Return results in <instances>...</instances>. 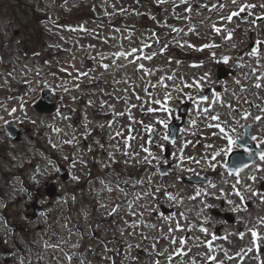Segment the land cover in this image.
<instances>
[{
  "label": "rangeland",
  "instance_id": "374dc122",
  "mask_svg": "<svg viewBox=\"0 0 264 264\" xmlns=\"http://www.w3.org/2000/svg\"><path fill=\"white\" fill-rule=\"evenodd\" d=\"M16 1L20 7L12 9L10 0H0V94L11 85L18 84L12 91L23 95L11 102L0 103V117H3L0 119V144L7 146L6 150L0 152L4 170L26 171L33 182L43 183L46 177L56 172L57 165L56 160L39 148L40 143L57 150L54 151L55 154L65 161L70 155L69 149H74L73 154L79 160L97 161L103 165L104 151L99 152L96 159L90 158L93 156L90 151L100 146L99 149L105 147L108 154L114 155L113 161L118 162L115 168L123 170L124 173L138 166H150L137 178V181L143 180L142 184H137V194L148 189L144 183L151 177L150 191L154 195H149L145 209L141 206L145 220L149 217L145 225L155 227L144 226L143 242L138 245L137 250H127L128 257H121L119 253L112 254L107 248L96 249L97 252L90 249L84 252L87 264H113V261L115 264H154L156 260L160 264H168L169 255L173 256L171 264H261L260 259L264 257V202L247 190V186L251 185L253 189L264 193V180L253 182L247 179L248 175L253 174L255 165H250L249 169L240 174L241 184L238 188L243 192L244 200L237 197L232 188L235 174L230 175L224 169L227 155L217 158L215 170L218 175L215 188L195 187L182 182L176 176L206 175L212 169L207 166L204 157L227 146L219 130L208 126L209 123L216 122L198 116V108L194 103L187 126L181 131L178 140L172 143V155L176 159L173 169L176 174L162 175L157 168L165 160V146L171 142L162 139L168 128L165 129L156 121L167 118L169 123L177 114L178 107L190 95L197 93L195 87H184V83H194L204 78L199 93L206 92L209 100L201 101L200 107H208L213 92H219L220 101L224 105L231 104L238 111H231L217 103L213 106L214 112L209 115L220 113L221 126L227 121L238 132L242 129L236 125V120L241 124L251 123L252 135L264 138V113L255 107L259 105L264 108V47L257 43L264 41V18L258 19L256 27L250 24L252 18L261 17L264 13V8L259 7L264 4V0H237L235 5L231 0H190V13H185L187 5H181L179 0H166L163 4H158L156 0H139L138 3L137 0ZM220 3L226 4V7L220 9ZM244 3L255 4L257 7L241 12L240 18L233 17L231 22L221 19ZM212 5L217 7L213 8ZM121 7L126 9L123 14L119 11ZM75 12L77 16L72 15ZM43 14L47 15L46 19L39 20ZM189 15L190 20L184 18ZM213 25L221 31L217 33ZM173 27L182 31L179 34L172 32ZM229 31L233 35L231 39H226ZM177 40L182 41L184 46H177ZM23 42L27 48L24 54ZM166 43V50L161 52ZM145 44L150 47H144ZM204 45L215 47L206 48ZM254 47L258 50V57L248 55ZM132 49H137V52L127 58L115 57L116 64L120 67L111 66L114 53H130ZM101 53L106 57L103 63L110 65L107 71L98 66ZM153 53L155 55L151 60L145 58ZM17 54L20 62L16 60ZM225 56L229 57L228 64L232 61L239 63V74L234 79L219 80L217 67L224 61ZM10 60L18 65L14 67L15 71H11V67L5 68ZM140 64L144 66L142 69L139 68ZM93 69L95 71H90ZM253 69L256 71L253 72ZM83 72H88L89 76L86 78L80 75ZM173 75L174 80L167 79ZM237 80L240 81L239 84L235 82ZM256 83H261L260 89L254 87ZM75 84H79L78 89L69 88ZM43 87L50 88L61 99V107L49 117L41 116L30 100ZM241 87L245 89L243 93L240 91ZM177 88H183V91L178 93ZM165 92L177 97L170 103L164 102L174 110L167 115L159 111L147 112L149 107H161L155 105L153 100H162ZM245 98L251 102L252 107L243 102ZM12 108L17 111L9 115ZM244 110L251 112L247 121L242 118ZM70 111L77 114L69 117ZM256 115H261V122H254ZM7 118L20 122L26 128L21 143L10 141L7 133L3 131L2 124ZM71 118L75 123L84 124L86 130L94 131V137L90 136L89 140L79 138L74 148L63 143L79 132L74 130ZM192 120L196 121L195 125L191 124ZM150 124L154 125V132L147 131ZM57 128L60 132L54 131ZM150 138L152 143H149ZM91 143L95 146L91 147ZM156 143L163 147H155ZM54 144L57 147H53ZM206 145H213L214 148L208 149ZM145 148L153 157L159 159H152L148 164L138 162L148 156ZM181 155L183 161L180 159ZM5 156L7 158L4 160ZM196 160L200 163L197 164ZM6 161H9L7 165ZM255 162L264 169V162L259 158ZM74 168L76 176L79 173L83 180L78 165ZM255 174L264 176V170ZM126 175L128 174H124ZM15 177L12 178L13 183L9 188L0 172V186L9 200L19 197L20 193L16 189L21 191V179ZM94 182L96 181L91 183ZM94 186L98 188V185ZM157 187L166 188L179 202L169 201L164 191L155 193ZM99 189L103 191V187L99 186ZM198 189L201 190L199 195ZM125 192L131 193V189L126 188L119 193L123 196ZM25 197L29 201L31 193L26 191ZM163 205L170 209L165 212ZM12 208L15 216L20 209L17 206ZM227 212L234 214V221L226 218ZM167 216L172 219H165ZM177 222L180 224L179 229L176 228ZM169 227L173 229L171 234ZM203 228L207 232L202 231ZM67 230L60 224L55 231L54 236L59 243L66 240ZM252 231L257 233L256 237H253ZM241 233L244 234L243 238ZM25 235L26 233L11 230L9 225L0 222V243L1 238H5L11 244L10 250L19 264L21 257L23 264H38V260L45 264H69L61 247L52 249L54 253L48 254L45 251V242L48 240L43 236V231L32 233L35 246L39 248L28 246ZM15 237L19 242L16 245L13 243ZM173 240L176 243H172ZM181 240L184 243H180ZM73 245L76 244H66L67 253L74 254L75 257L71 264H81L79 255L82 250ZM181 250L186 254H181ZM136 253L138 257L133 260ZM0 255H5L3 249H0ZM208 256L214 257V260L207 259Z\"/></svg>",
  "mask_w": 264,
  "mask_h": 264
},
{
  "label": "snow or ice",
  "instance_id": "6c2138e0",
  "mask_svg": "<svg viewBox=\"0 0 264 264\" xmlns=\"http://www.w3.org/2000/svg\"><path fill=\"white\" fill-rule=\"evenodd\" d=\"M139 2V0H137V3ZM156 2L158 4H163L166 2V0H156ZM180 4L181 5H187V7L185 8V13H190L192 11V5L190 3V0H179ZM231 3L232 4H237V0H231ZM113 7H115L113 5ZM206 7V5H205ZM213 8H216L217 5H212ZM226 7V4L224 3H220L219 4V8L220 9H223ZM257 7V5L255 4H251V3H244V4H240L238 6V9L237 10H233L230 12L229 15H227L226 17L222 16L221 19L222 20H227L229 22H231L233 20V17H237V18H240V13L241 12H245L246 10H249V9H253ZM259 7L261 8H264V4L262 5H259ZM120 13L123 14V12L126 11V9H124L123 7H121V9H119ZM106 15L108 14L107 12L105 13ZM139 14V13H137ZM251 15V13H250ZM178 19L181 18V17H177ZM186 19H191L190 15L189 16H186L184 17ZM260 18H264V13L261 14V17H257V18H252L250 20V24L251 26L253 27H256L258 26L257 25V21L258 19ZM152 19H155V17H152ZM213 28L215 29V31L217 33H219L221 31L220 28H217L215 25H213ZM81 30H85V29H81ZM172 32H175L177 34H179L182 30L181 29H177L175 27H173L171 29ZM190 31H194V29H190ZM233 35V32L229 31L227 33V36L225 37L226 39H231ZM153 36H155V33L153 34ZM156 42H159L158 40ZM177 43V46H180V47H183L184 46V43L180 40H177L176 41ZM257 43L261 44L262 47H264V41H258ZM144 47H150V45H147L145 44ZM204 47H215V45H204ZM233 47H235V45H233ZM167 48V44L164 45V47L161 48V52L165 51ZM137 52V49H132L130 53L128 52H122V51H118L116 53L113 54V61H112V67H120L116 64V60H115V57H121V58H127L129 55H133ZM100 55V63H99V67L103 68L105 71H107L110 67V65L108 63H103V60L106 59V57L103 56V54H99ZM155 55V53H153L152 55L150 56H146L145 58L148 59V60H151L153 58V56ZM248 55L252 56V57H258L259 53H258V50L257 48H252L251 51L248 53ZM224 61L227 62L229 60V57L225 56L223 57ZM242 59V58H241ZM47 63V62H46ZM257 63H259V60H257ZM144 66L142 64L139 65V68H143ZM90 71H95V69L93 70H90ZM256 69H253V72H255ZM9 75H11V73H9ZM80 75L84 76V77H88L89 76V73L88 72H83V73H80ZM161 79H164V78H161ZM167 79L169 80H174L175 79V76H169L167 77ZM204 78H201L200 81H195L194 83H184V87H187V88H192V87H195L196 88V91L197 92H200L202 90V80ZM237 84L240 83L239 80L235 81ZM74 87H76L77 89L79 88V84H75ZM255 88L257 89H260L261 88V83H256L254 85ZM65 91H68L67 88L64 89ZM176 91L179 93V92H182L183 91V88H177ZM241 93H243L245 91V89L243 87H241L240 89ZM234 95V94H233ZM189 99H192L193 102L196 104L197 108H198V111H197V115L198 116H203L205 117L206 119H208L210 122H216L214 124L212 123H209V127H215L216 129L219 130V133L220 135L223 136L224 140L226 141L227 143V146L224 147V148H221L219 151H212L209 153L208 156L204 157L205 159V162L207 164V166L211 169H215L216 166H217V158L218 157H222L224 155H227L229 152L232 151V148L233 146H236L238 148H244L247 152H248V155L249 157H258L259 160L261 162H264V147H258L255 151H253L252 149H250L248 147V136H249V133L245 132V131H237V128L236 127H230L228 125V122L227 121H224L223 122V127L221 126V122L220 121V113H215L214 115H209L210 112H214V105L219 103L221 107H228L229 109H231V111H238L237 108H234L231 104H228V105H224L222 101H220V93L219 92H213L212 94V100L211 102L209 103L208 107H200V102L201 101H208L209 100V97L207 95H201L200 98H199V101L196 100L195 96H189L188 97ZM75 99V98H73ZM177 99V97H174L172 96V94L170 92H165L164 96H163V99H155L153 100V103L155 105H161V107L159 109L157 108H154V107H149L147 108V112L149 113H155L157 111L161 112V113H164L165 115H167L168 113H171L174 109L169 107V104L168 103H164V102H172L173 100ZM244 103H248L250 107H252L251 105V102L250 101H247V99L245 98ZM91 103V102H89ZM21 109H23V104H21ZM256 108L259 109V111L261 113H264V108H261L259 105H255ZM17 111L16 108H12L10 110V112L8 113L9 115H12L14 114L15 112ZM120 115H123V113H120ZM251 115V112L249 110H244L243 113H242V118L247 121L248 118L250 117ZM65 119H68V117H64ZM0 119H3V117H0ZM254 122H261L262 120V117L261 115H256L254 118ZM5 124L9 123L7 120L4 121ZM156 123H159L160 125H163V127L165 129L168 128V119L167 118H162V119H158L156 121ZM191 124L192 125H195L196 124V121L195 120H192L191 121ZM236 125H238L239 128L243 129L245 127H251V125H247V124H241L239 120H236ZM54 131L56 132H60V129H54ZM147 131L149 132H154L155 131V128H154V125L150 124L147 128ZM117 135H119V133H117ZM215 135V134H214ZM251 140L252 141H256L257 142V145L258 146H264V138H258L256 135H252L251 137ZM162 139L164 141H168L169 139H172V142L175 143V138H172L170 137V134L166 131L163 136H162ZM77 142V138L75 137V135H73V137L69 140H65L63 143H66V144H75ZM149 143H152V139L150 138L149 140ZM53 147H57L55 144L53 145ZM155 147L157 148H162L163 145L162 144H159V143H156L155 144ZM206 148L208 149H213L214 146L213 145H206ZM90 150V149H89ZM144 151L148 152V156H146L142 161H139L138 162H141V163H145V164H148V163H151L152 162V159H159L158 157H153L152 156V153L149 152L148 149H144ZM111 155V154H110ZM180 159L181 161H183V156L181 155L180 156ZM189 159H192L191 157H189ZM166 162V161H165ZM197 164L200 163L199 160H196L195 161ZM49 163H51V161H49ZM253 164L255 165V167L253 168V174H250L248 175L247 179L248 180H251L253 182L257 181L258 179L260 180H264V176H258L257 172L259 171H262L264 169L261 168V165L260 164H257L255 161H253ZM53 167L55 168V165H53ZM249 164L247 163H243L239 160V158H237V160L233 163V165L231 166V169L229 170V174H235V183L232 185V188L235 190L236 192V195L237 197H239L241 200H244L245 199V196L243 194V192L241 190H239L238 188V185L241 184V179H240V174L242 172H244L246 169H249ZM75 179V177H74ZM131 180V178H130ZM151 182V177H149V183ZM120 183H122V181H120L119 179L117 180V190H120V191H123V189H120L119 188V185ZM126 183V182H125ZM132 183V186L135 187L137 184H142L143 183V180H138V181H131ZM174 186V185H173ZM211 187L215 188V184H211ZM247 190L249 192H251L252 196H258L260 198V200L262 202H264V193H260L258 192L257 190L253 189L251 187V185H248L247 186ZM111 191V189H110ZM161 191H164L167 199L169 201H176V202H179L177 200V197H175L171 192H168L166 188H163V187H157L155 189V193H159ZM200 191L201 190H197V195L200 194ZM125 195H127L125 193ZM149 195H154L153 192H145V193H142V194H137L136 197L134 198V200L129 204V208L128 210L132 212V214H136L134 211H132V205L136 202V200H139L142 196H149ZM229 203L231 204L232 201H229ZM206 207H210L209 205H205ZM235 210V209H234ZM120 211V207L119 205L117 204L115 207H113L111 209V213L110 214H118ZM142 216V214H140ZM182 215V214H181ZM165 219L167 220H171L172 217L171 216H167L165 217ZM147 227H155L154 225H146ZM176 228L179 229L180 228V224L179 222L176 223ZM202 231L204 232H207V229L206 228H203ZM173 232V229L171 227H169V234H171ZM241 235V238H243V233L240 234ZM252 235L253 237H256L257 236V233L255 231H252ZM215 238V237H214ZM63 243H67V241H63L61 242V244ZM172 243H176L175 240L172 241ZM180 243H184L183 240L180 241ZM61 244H49L48 242H45V247H53V248H56V247H61ZM73 247H77L76 245H73ZM153 248H155V244H153ZM61 250L62 251H65V256L67 258V260L69 261V264H71V261L73 259V255H70L67 253V251L65 249H63L61 247ZM107 250V249H106ZM181 254H186L183 252V250H181ZM162 255V253H161ZM80 259H81V264H87V262L83 259V254H80ZM207 259H212L214 260V257L212 256H208ZM173 260V256L172 255H169L167 257V261L169 262V264H171V261ZM21 264H23V257H21ZM113 264H115V262L113 261ZM154 264H160V261L159 260H156L154 261ZM194 264V262H193Z\"/></svg>",
  "mask_w": 264,
  "mask_h": 264
},
{
  "label": "water",
  "instance_id": "95a60500",
  "mask_svg": "<svg viewBox=\"0 0 264 264\" xmlns=\"http://www.w3.org/2000/svg\"><path fill=\"white\" fill-rule=\"evenodd\" d=\"M219 71L220 73H222L221 69H219ZM35 107L40 111L52 112L55 110V107H56L55 101L52 98V95L48 90L44 91L42 97L35 102ZM186 107L187 106H184L183 108V112H182L183 118L186 114ZM176 131H177V126L173 125L172 134H171L172 138L176 136ZM250 161H251L250 158H245V160L242 162L249 163ZM185 180H188L190 182H199L201 181V178L193 176V177L185 178Z\"/></svg>",
  "mask_w": 264,
  "mask_h": 264
},
{
  "label": "flooded vegetation",
  "instance_id": "af4514ba",
  "mask_svg": "<svg viewBox=\"0 0 264 264\" xmlns=\"http://www.w3.org/2000/svg\"><path fill=\"white\" fill-rule=\"evenodd\" d=\"M5 127H6V125H5ZM36 195L39 196V199L43 198L44 197V193H43L42 189L39 190V191H37ZM76 196L80 198L81 193L80 192H76L75 188L74 187H71L69 189V198H70V201H69L68 204H69L70 210L72 212L75 211V208L81 207V201H77V202L75 201V197ZM27 207H29V204H27ZM27 215H28V213H27ZM115 217L118 218L116 215H111L109 217L110 222H113Z\"/></svg>",
  "mask_w": 264,
  "mask_h": 264
}]
</instances>
